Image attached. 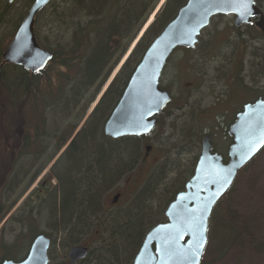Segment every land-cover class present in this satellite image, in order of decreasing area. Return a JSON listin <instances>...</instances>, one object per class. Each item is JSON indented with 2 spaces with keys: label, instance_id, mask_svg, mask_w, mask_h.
Wrapping results in <instances>:
<instances>
[{
  "label": "trees",
  "instance_id": "1",
  "mask_svg": "<svg viewBox=\"0 0 264 264\" xmlns=\"http://www.w3.org/2000/svg\"><path fill=\"white\" fill-rule=\"evenodd\" d=\"M32 1L27 0L24 10L28 9ZM158 2L159 0H61L63 11L56 20V23L60 19L62 22L61 40L48 42L43 39L44 36L39 32L41 14L39 13L35 19L34 33L37 42L42 48L52 53V59L46 68L35 74L23 70L20 66L2 62L1 55L5 46L14 35L27 10L8 22L7 14L12 5L8 1L1 5L0 29L6 24L10 27L6 34L0 35V131L6 130L5 122L9 118L13 132V126L17 128V124L26 117L25 112L36 119L33 130L26 129L25 134L19 138L15 135L9 137L4 151L5 164L0 168V190L2 188L4 198L9 195L8 191L18 183L21 177L23 171L17 168L21 159L27 158V163L36 162L47 148L45 143H40L43 136L55 137V130L58 131L57 123L69 117L80 104L87 106L92 102L109 73L116 66L118 59L136 38ZM185 2L186 0H165L156 13L153 23L138 40L58 161L63 167L58 183L60 195L58 218L55 219L52 209L54 206H49L48 223L51 233L59 237L60 248L63 251L62 260L64 259L62 264H66L67 250L75 245L88 248L86 257L76 264H132L145 234L153 226L164 222L166 207L175 195L184 189L186 182L193 174L200 154L202 129L195 125L193 116L183 111L186 107L190 108L187 97L179 101V98L172 96L170 103L158 116L157 126L163 129L166 125L165 120L170 119V127L178 133L177 136L181 137L179 142L181 145L174 144L173 148L181 147L182 151L186 148L188 154L193 153L192 161L178 177L176 168L182 164L176 156L181 153L175 154L174 158L167 157L166 161H162L157 166L156 172L148 173L141 188L123 209L109 210L102 201L103 193L116 184L124 174L134 171L136 165L141 163L145 156L144 153L142 157L143 137L125 136L112 139L103 134V125L144 51ZM54 4L55 2H51L47 7L52 9V16L56 18L55 14L58 15L61 11L58 12L59 8ZM249 27L256 33V37L250 36L252 39L263 40L254 27ZM233 30L236 32L234 35H237V30L235 28ZM235 39L248 43L244 40L246 38ZM121 44L123 46L117 52ZM262 46L263 48H258L261 52L258 55L255 53L256 57L262 60L260 66L262 63L264 65V55L261 54L264 53V45ZM246 49H248L247 46L244 50ZM252 56L255 57L253 53ZM241 64L240 60L236 86L245 87L241 92L243 94L253 95V97L256 94L258 97L263 96L264 90L259 91L243 84L244 75H240L244 68ZM52 66L53 72L49 73L48 69ZM161 88L170 92V88L166 86ZM27 107H29L28 111ZM172 109H175L178 115L173 114ZM179 119H182L183 126ZM49 122L52 123L49 127L54 131L47 133L46 129H39L41 124H49ZM75 128L76 123L68 126L60 137H55L57 144L51 157L65 145L76 130ZM157 137L158 135L153 136V139L157 141ZM2 138L0 135V140ZM6 148L9 149L11 157L6 154ZM156 150L157 148L152 146L150 153ZM218 154L224 160L227 159L221 153ZM47 163L48 160L43 163V166ZM174 173L176 178L173 183L165 182ZM50 177L51 172L47 176V184L51 182ZM6 180H8L7 183ZM170 183H172L170 189H165L168 193L165 208L162 214H156L149 204L154 189L158 185L157 189L161 185ZM46 189L47 187L45 191ZM119 197L122 199V196ZM44 199L45 197L35 196V205L30 204V206L36 208ZM13 205L14 201L5 206L0 204V220ZM215 206L209 218L207 237L216 247L226 246L234 239L236 227L233 221H227L218 214L217 210H214Z\"/></svg>",
  "mask_w": 264,
  "mask_h": 264
},
{
  "label": "rangeland",
  "instance_id": "2",
  "mask_svg": "<svg viewBox=\"0 0 264 264\" xmlns=\"http://www.w3.org/2000/svg\"><path fill=\"white\" fill-rule=\"evenodd\" d=\"M7 1L9 2V0H0V7ZM60 1L61 0L51 1L52 3L55 2L54 5L59 8L58 12L61 11L60 14H55L56 18H54V15L52 16V9L47 7L51 2L46 6L47 8L45 7L40 12L41 20L39 22V32L44 36L43 39H46L48 42L61 40V19L56 23V20L61 16L63 11L61 10L62 4H60ZM161 1L162 0H159L157 6ZM10 4L12 6L10 12L7 14V18H9L8 22L12 21L19 13L27 10H24L25 5H27V0H13ZM148 18L145 22L148 21ZM145 24H143L138 33L142 31ZM9 27L10 25L7 24L2 26L0 35L3 33L6 34L9 31ZM246 32H244V38H246L244 40H247V44H245L246 42L244 41L235 39L236 37L233 36L236 32L233 30L231 16L213 17L209 26L201 34L195 48L188 49L187 51L181 49L173 51L160 80L161 86L170 88L171 96H174V98H179V101H183L184 98L187 97L190 108L192 109L190 110V108L186 107L183 111H186V113L188 112V115L195 118V125L202 129V137L205 134L211 135L214 150L226 157L227 148L230 144V138L227 135L228 126L231 124L235 113L241 109L242 104L248 101L252 102L258 97L257 94L255 97H253V95L243 94L241 92L245 87L236 86L240 60L242 62L241 67L244 68V71L240 75H244L243 84H245L246 87H253L259 91L264 90V65L262 63L260 66L262 60L260 57H256V54L258 55V53L261 52L258 48H263L262 45H264V41L258 40V38L252 39V37H250H256L254 29L251 28L246 30ZM137 38L138 37H136V39ZM135 40H132L133 42L127 46L125 53L120 56L116 66L111 70L92 102L87 106L80 104L72 111L69 117L65 118L61 123H57L58 131L55 130V137H60L68 126L76 123L75 129H78L82 122L85 123L91 113L90 111L94 109L96 99L102 92H105L110 79L114 78L122 67L118 69L119 64L123 61ZM122 46L123 44H121L117 52L120 51ZM246 46L248 49L245 51L244 49ZM252 53L255 57L252 56ZM261 54L264 55V53ZM53 68L52 66L48 69L49 73L53 72ZM28 108L29 107H27V111ZM171 112L178 115L175 109H172ZM24 115L27 118L25 117L20 124L15 123L18 127L16 128L13 126V132L11 130L9 118L5 122L6 130H4V132L0 131V135L3 137L0 140V168L5 164L6 155L4 151L9 142V137L15 135L16 138H19L25 134L26 129L29 131L33 130V124H35L36 119L31 118L30 113L25 112ZM182 119L179 120H181V125L183 126ZM169 120L170 119L165 120L166 125L163 129L156 125L149 135L143 137L142 157L145 153V146H154L157 150L152 153L149 152L147 156H144L142 162L136 165L134 171L129 174H124L116 184L112 185L109 190L103 193L102 201H104V206L106 208L109 210L125 208L131 201L132 196L143 185V180L148 173L151 171L156 172L157 166L162 163V161H166L168 159L167 157L174 158L175 154L181 153L176 157L183 166L180 165L176 168V171L178 170V177L183 174L184 170L188 167L187 164H190L192 161L193 153L188 154L186 148L183 149L184 151H182L181 147L173 148L174 144L181 145V143H179L181 137L177 136L178 133L175 130L173 131L170 127L171 123ZM51 124V122H49V124H41L39 129H46L47 133H50L54 131L49 127ZM182 126L180 128H182ZM75 131L73 133H75ZM157 135V141H155L153 136ZM72 136L70 138H72ZM55 137L43 136V140L41 139L40 143H45L47 145L46 151L36 162L27 163L26 158V165L21 174V179H23L27 171L26 180H29L30 176L34 174L37 169L42 167L41 172H38V176L35 178L32 185L35 187L38 186L34 193L36 196L45 197L44 201L40 202L39 207H33L31 211L27 209L26 206L28 203L35 205V202L34 199H30L31 197H29V195L25 197L28 191L25 190L24 193H20L24 187V182L22 183L21 180L17 185L15 184L10 188L7 193L9 195L6 198L2 196L1 188L0 204L5 206L7 203L9 204L14 201V205L9 212L5 214L3 219L0 220V244L3 246L11 241H17L16 237L28 242L32 235L34 236L38 233L50 234L55 241L54 245H51L54 255L53 263L62 264L64 259L62 260L63 251L60 248L59 237L57 234L51 233L48 223L49 206H54L52 209L54 210L55 219H57V208L60 200L57 181L54 179L52 180L50 177V185L46 183L49 172L56 171L55 167H52L53 164L59 161L55 158V160L52 159L53 156L51 157L53 146L57 143ZM69 139L67 141H69ZM6 154L8 157H11L8 148H6ZM49 157L51 158L49 159ZM47 160L48 163L43 166V163ZM23 162H25V160L20 161V163ZM62 169L63 167L61 170ZM175 174L176 173L165 182L173 183V180L176 178ZM172 183L167 185L164 184L165 186L161 185V189L160 187L157 189L159 185L155 187L156 189H154L149 204L152 211L156 212V214L164 210L167 201L166 198L168 196L165 189H170ZM46 187L47 189L45 191ZM116 194L122 196V199L119 197L116 203H113L112 200ZM4 199L6 202H3ZM25 202L26 205L22 207ZM214 210H217L218 214L222 215L225 220L233 221L236 227V235L229 244L220 247H216L214 242L207 238V244L203 251L200 264H264V147L238 172L230 190L220 198ZM214 212L215 211H213V213ZM5 219H8V221H4ZM23 229L27 230L24 232Z\"/></svg>",
  "mask_w": 264,
  "mask_h": 264
},
{
  "label": "water",
  "instance_id": "3",
  "mask_svg": "<svg viewBox=\"0 0 264 264\" xmlns=\"http://www.w3.org/2000/svg\"><path fill=\"white\" fill-rule=\"evenodd\" d=\"M12 1L9 0L10 3ZM51 1H32L1 55L3 63L20 66L32 74L46 68L52 53L39 45L34 27L37 15ZM216 15H233L236 27L250 23L252 18L261 15L255 26L264 36V16L253 0H247L246 10L237 0H186L144 51L103 125L105 136L112 139L143 137L153 131L157 116L171 101L169 92L162 90L159 85L168 58L177 48H194L200 33ZM141 36L142 32L133 47ZM227 135L231 142L226 160L214 151L209 134L202 137L192 176L166 207L165 221L153 226L145 234L132 264H192L191 259H183L182 253L191 256V249L200 238V233L191 228L189 222L193 217H202L203 227L206 228L203 238L206 242L199 257L200 264L207 243L209 218L215 204L232 186L238 172L264 147V96L242 106L229 125ZM150 150L151 146H145L146 155ZM118 197L116 194L112 202L116 203ZM49 245L50 238L39 234L23 261L5 260L1 264H48ZM87 253L88 249L83 245L71 247L67 251L69 264L83 260ZM172 253L175 255L170 259Z\"/></svg>",
  "mask_w": 264,
  "mask_h": 264
},
{
  "label": "flooded vegetation",
  "instance_id": "4",
  "mask_svg": "<svg viewBox=\"0 0 264 264\" xmlns=\"http://www.w3.org/2000/svg\"><path fill=\"white\" fill-rule=\"evenodd\" d=\"M254 5L258 8V10L262 13V16H264V0H254ZM217 16H223V15H217ZM231 16L232 18V21H233V28H235L237 30V35H234V36H238L236 38H244L245 36V33L246 30H249L248 28H250L249 26H252L254 27L262 36L263 40L264 41V36L262 34V32L255 26V23L256 21L261 17V15H257L255 16L254 18L251 19L250 23H247V24H243L239 27H236L234 25V16L233 15H229ZM211 22V21H210ZM209 26V25H208ZM207 28V27H206ZM205 28V29H206ZM203 29L201 34L203 33V31L205 30ZM251 29V28H250ZM242 30V31H241ZM247 33V32H246ZM201 34L199 35L198 37V42H199V38L201 37ZM197 45V44H196ZM73 139V138H72ZM72 139L70 138L69 141H67L65 143V145L60 149L58 150L52 159H58L60 160L61 159V156L64 154L65 150L67 149V146L69 145V143L72 141ZM71 140V141H70ZM57 144V143H56ZM55 144V145H56ZM55 146H53V150H54ZM53 153V151H52ZM54 159V160H55ZM48 166V165H47ZM52 167H55V172L53 171H50L51 172V178L52 180H56L57 181V186H58V183H59V178L61 176V168H62V164H59L58 161L57 163L53 164ZM50 167V168H52ZM40 168L37 169V171L32 174L29 178V180H26L27 179V171L26 173L24 174V178L18 180V183L21 182L23 183L24 182V187L22 188V190L20 191V193H24V191H28L25 195L29 197H31L30 199H34V197L36 196L34 193H35V189L38 187V186H32L33 183H34V180L35 178L38 176V172H39ZM37 173V174H36ZM6 183L8 182V180L5 181ZM17 183V184H18ZM44 183V182H43ZM46 183H47V180H46ZM5 184V183H4ZM16 184V185H17ZM32 186V187H30ZM35 187V188H34ZM30 188V189H29ZM32 195V196H31ZM34 195V196H33ZM26 204V202H25ZM25 204L22 205V207L25 206ZM27 207V206H26ZM39 207V206H38ZM27 229H23V231L25 232ZM21 231V230H20ZM22 232V231H21ZM39 234L41 233H38L36 235H32L31 236V239L29 238L28 242L27 241H23L24 239H21V238H18L16 237L17 241H11L7 244H4L3 246L0 244V264L5 261V260H10V261H13V262H20V261H23L27 255H28V252H29V248H30V245L32 244L33 240L36 238V236H38ZM48 238H50V245L48 247V250H47V257H48V264H54L53 263V247H51V245L53 246L54 245V240L52 238V236L50 234H45ZM56 238V237H55ZM65 260H66V264H68V259H67V256L65 257Z\"/></svg>",
  "mask_w": 264,
  "mask_h": 264
},
{
  "label": "snow or ice",
  "instance_id": "5",
  "mask_svg": "<svg viewBox=\"0 0 264 264\" xmlns=\"http://www.w3.org/2000/svg\"><path fill=\"white\" fill-rule=\"evenodd\" d=\"M240 6L244 7L246 10L247 7V0H237ZM189 226L195 230H197L200 233V238L197 240L194 247L191 249V256L187 253H182L184 260L191 259L192 264H199V257L202 253V250L204 248L205 240L203 238V233L206 231V228L203 227V219L202 217H193L190 222ZM183 238V237H181ZM167 243V242H166ZM175 253L170 254L169 258L171 259L172 256H174Z\"/></svg>",
  "mask_w": 264,
  "mask_h": 264
},
{
  "label": "bare ground",
  "instance_id": "6",
  "mask_svg": "<svg viewBox=\"0 0 264 264\" xmlns=\"http://www.w3.org/2000/svg\"><path fill=\"white\" fill-rule=\"evenodd\" d=\"M163 2V0L161 1V3ZM160 3V4H161ZM164 3V2H163ZM163 3L160 5H158V6H156L155 8H154V10L150 13V16H149V18H148V21L147 22H145L144 24V27H143V29H142V35L144 34V32L146 31V29L153 23V21H154V18H155V15H156V13L160 10V8H161V6L163 5ZM155 14V15H154ZM23 19V18H22ZM150 23V24H149ZM142 37V36H141ZM140 37V38H141ZM21 160H25V162H23V163H20V164H18L17 165V168L19 169V170H23L24 169V167H25V165H26V158H22ZM41 170H42V167H40V170H39V172H41ZM44 170V169H43ZM37 174V173H36ZM3 202H5V200L3 201ZM26 205V204H25ZM27 209L29 210V211H31V210H33L32 209V207L30 206V204L28 203L27 204ZM4 221H8V219H5Z\"/></svg>",
  "mask_w": 264,
  "mask_h": 264
}]
</instances>
